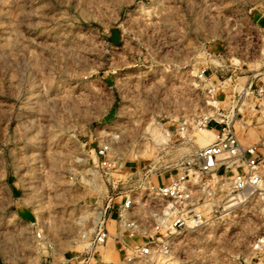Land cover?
Masks as SVG:
<instances>
[{
    "label": "rangeland",
    "instance_id": "obj_1",
    "mask_svg": "<svg viewBox=\"0 0 264 264\" xmlns=\"http://www.w3.org/2000/svg\"><path fill=\"white\" fill-rule=\"evenodd\" d=\"M250 80L264 81V0H0V264H264V203L172 233L152 189L214 140L203 116L264 135ZM125 195L133 238L114 221ZM162 237L167 254L134 251Z\"/></svg>",
    "mask_w": 264,
    "mask_h": 264
},
{
    "label": "built area",
    "instance_id": "obj_2",
    "mask_svg": "<svg viewBox=\"0 0 264 264\" xmlns=\"http://www.w3.org/2000/svg\"><path fill=\"white\" fill-rule=\"evenodd\" d=\"M243 95L258 101V112L264 123V81L260 84L248 81ZM210 121V117L203 116L195 124L208 129ZM214 121L219 127V131L210 128L214 140L202 148L195 158L186 160L175 177L169 176L167 182L152 187L165 204L162 217L157 216L158 227L167 224L172 233L194 230L209 220L219 207L229 210L251 200L264 203V135H257L256 142L242 141L232 121ZM110 151L108 142L95 151L102 167H108ZM215 197L221 205L215 206ZM132 203L133 199L125 195L117 207L114 220L122 229L121 236L128 238L136 237L140 232L137 221L128 216ZM102 225L103 221L94 232L96 244L105 241L109 234ZM36 237L39 238L40 233H36ZM251 248L256 253H264V233L255 237ZM167 249L168 240L162 237L134 251L147 257L152 254L165 255Z\"/></svg>",
    "mask_w": 264,
    "mask_h": 264
},
{
    "label": "bare ground",
    "instance_id": "obj_3",
    "mask_svg": "<svg viewBox=\"0 0 264 264\" xmlns=\"http://www.w3.org/2000/svg\"><path fill=\"white\" fill-rule=\"evenodd\" d=\"M200 126H201V127H200V130H202L203 132H205V135H207V133L211 131L210 133L213 134V136H214V133H213L212 130L205 129V128H203L202 125H200ZM161 132H163V131L161 130ZM210 133H209V134H210ZM165 134H166V133H165ZM165 134H160V135H161V138H162V139H160V141H161V140H165V139H163V138H165V137L167 138V137H168V136L165 135ZM153 135L158 136V135L155 134V133H154ZM162 136H163V137H162ZM159 138H160V137H159ZM166 140H167V139H166ZM166 140H165V141H166ZM161 142H162V141H161ZM162 143H163V142H162Z\"/></svg>",
    "mask_w": 264,
    "mask_h": 264
},
{
    "label": "crops",
    "instance_id": "obj_4",
    "mask_svg": "<svg viewBox=\"0 0 264 264\" xmlns=\"http://www.w3.org/2000/svg\"><path fill=\"white\" fill-rule=\"evenodd\" d=\"M217 126V125H216ZM214 129V128H213ZM160 184H162V180L160 179ZM114 213V212H113ZM112 213V214H113ZM123 249H124V243H123V240L121 241V244H120V246H119V248H118V252L116 253V256H114V257H116V258H120L121 257V253H123L122 251H123Z\"/></svg>",
    "mask_w": 264,
    "mask_h": 264
}]
</instances>
